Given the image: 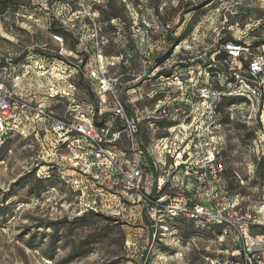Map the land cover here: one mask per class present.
I'll return each instance as SVG.
<instances>
[{
	"label": "rangeland",
	"instance_id": "374dc122",
	"mask_svg": "<svg viewBox=\"0 0 264 264\" xmlns=\"http://www.w3.org/2000/svg\"><path fill=\"white\" fill-rule=\"evenodd\" d=\"M245 3L258 5L259 0ZM217 6V0H0V80L29 100H42L57 115L68 116L74 102L98 103L92 88L99 80L86 75L99 63L92 40L94 20L103 28L99 36L111 39L101 59L108 75L130 80L145 69L135 37L144 19L155 26L149 32L157 34L163 47L155 54L160 62L179 42L180 54L188 52L185 45H192L190 52H195V33L202 44L199 49L215 44L219 23L210 17ZM245 11L237 18L241 24L262 14L257 7ZM75 15L77 29H72L68 24ZM160 23L173 36L161 39L162 28L156 27ZM226 34L233 37L231 31ZM248 42L259 44L252 38ZM125 51L127 63L111 66L117 61L113 57ZM68 90L76 101L64 94ZM231 101L239 100L226 98L219 106L225 166L222 197L235 198L243 209L261 210L264 112L252 119L247 112L239 116V107L228 109ZM137 104L151 106L150 101ZM32 115L15 133L0 137V264H234L232 259L243 264L242 242L232 227L188 215L172 217L168 210L154 219L142 202L121 211L116 195L121 188L75 168L73 151L56 145L49 124ZM142 131L148 145L144 123ZM177 182L155 195L176 194L181 187ZM184 187L185 194L196 200L191 206L207 199L194 181ZM245 231L248 246L264 238V226Z\"/></svg>",
	"mask_w": 264,
	"mask_h": 264
},
{
	"label": "built area",
	"instance_id": "2783aa9c",
	"mask_svg": "<svg viewBox=\"0 0 264 264\" xmlns=\"http://www.w3.org/2000/svg\"><path fill=\"white\" fill-rule=\"evenodd\" d=\"M217 4L210 17L219 23L216 43L199 49L202 44L195 33V52H190L192 45H185L188 52L180 54L176 50L182 43L179 42L160 62L155 54L163 47L157 34L149 32L155 26L144 19L141 30H137L140 34L135 33V37L145 69L130 80H123L118 74L108 75L102 60L111 39L99 36L103 28L94 20L92 40L96 41L99 63L86 75L99 80L92 88L98 103L74 102L68 116L57 115L42 100H29L7 80H0V137L15 133L23 120L35 114L32 116L49 124L56 145L73 151L75 168L121 188L118 194L114 193L120 197L121 211L132 202H142L154 219L168 210L172 217L188 215L208 224H223L225 229L232 227L242 242L243 264H264V239L252 246L245 243V228L264 226V197L261 210L243 209L235 198H224V139L219 119V106L226 98L239 100L228 105V109L239 107V116L245 117L243 113L247 112L252 119L264 112V0H259L258 5L246 4L245 0H217ZM255 7L262 14L251 15L241 24L237 18L245 9ZM76 17L68 24L72 29H77ZM232 18L237 20L233 22ZM156 27L162 28L161 39L173 36L164 24ZM226 31H231L233 37L227 36ZM248 38L259 44L252 45ZM113 59L117 61L110 62L111 66L126 64L128 54L125 51ZM13 60L10 57L8 61ZM70 84L75 90V84ZM72 90L64 94L76 101ZM56 94L58 91L50 96ZM140 101H150L151 106L138 108ZM230 118L236 119L232 114ZM143 123L150 136L148 145ZM189 180L196 183L197 190L206 191L205 201L191 206L196 200L185 194L184 187ZM177 181L181 187L176 194L155 195L166 185L175 187ZM232 263L240 264L235 259Z\"/></svg>",
	"mask_w": 264,
	"mask_h": 264
},
{
	"label": "bare ground",
	"instance_id": "6f19581e",
	"mask_svg": "<svg viewBox=\"0 0 264 264\" xmlns=\"http://www.w3.org/2000/svg\"><path fill=\"white\" fill-rule=\"evenodd\" d=\"M56 38L58 39V40H62L59 36H56ZM29 68V67H28Z\"/></svg>",
	"mask_w": 264,
	"mask_h": 264
},
{
	"label": "crops",
	"instance_id": "0c3cea01",
	"mask_svg": "<svg viewBox=\"0 0 264 264\" xmlns=\"http://www.w3.org/2000/svg\"><path fill=\"white\" fill-rule=\"evenodd\" d=\"M261 236H264V235H261ZM262 239H264L263 237H262ZM259 241V240H258Z\"/></svg>",
	"mask_w": 264,
	"mask_h": 264
}]
</instances>
